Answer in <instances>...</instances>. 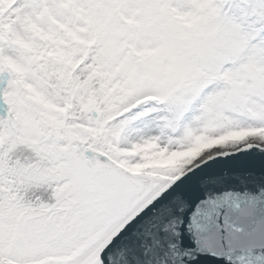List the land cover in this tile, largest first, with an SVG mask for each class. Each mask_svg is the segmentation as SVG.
Segmentation results:
<instances>
[{
  "label": "trees",
  "instance_id": "trees-1",
  "mask_svg": "<svg viewBox=\"0 0 264 264\" xmlns=\"http://www.w3.org/2000/svg\"><path fill=\"white\" fill-rule=\"evenodd\" d=\"M227 22L232 32L209 57L189 52L186 39ZM0 61L35 121L80 139L94 132L77 122L88 87L105 125L99 151L132 174L171 180L234 137L264 138V0H0ZM234 82L241 104L222 107ZM159 117L162 131L149 127ZM1 152L0 261L68 256L74 227L36 196L47 188L46 158Z\"/></svg>",
  "mask_w": 264,
  "mask_h": 264
},
{
  "label": "water",
  "instance_id": "water-1",
  "mask_svg": "<svg viewBox=\"0 0 264 264\" xmlns=\"http://www.w3.org/2000/svg\"><path fill=\"white\" fill-rule=\"evenodd\" d=\"M84 264H264V146L192 163Z\"/></svg>",
  "mask_w": 264,
  "mask_h": 264
},
{
  "label": "rangeland",
  "instance_id": "rangeland-1",
  "mask_svg": "<svg viewBox=\"0 0 264 264\" xmlns=\"http://www.w3.org/2000/svg\"><path fill=\"white\" fill-rule=\"evenodd\" d=\"M229 32H232V24L227 22L212 34L186 39L185 43L190 53L206 59L220 35ZM248 76L253 88L259 90L261 80L258 75L250 72ZM243 95V84L234 82L227 95L219 96L221 106H240ZM62 96L66 97L65 94ZM76 113L78 123L94 125V132H84L81 139L70 130L59 132L35 121L0 61V152L8 154L9 160L16 157L32 159L36 152L46 158L47 188L36 196L50 201L47 212L59 215L63 225L74 227L79 240L74 251L83 248L75 259L64 264L85 263L127 218L170 181L129 173L99 151L98 137L105 125L99 121L100 109L88 87L77 98ZM149 120L152 129L163 127L160 117ZM22 136L31 138L35 152ZM233 142L237 143H224L220 147L228 151L248 145L264 146L261 136L243 134L234 137ZM54 261L55 258H47L30 264H53ZM0 264L16 263L0 261Z\"/></svg>",
  "mask_w": 264,
  "mask_h": 264
},
{
  "label": "bare ground",
  "instance_id": "bare-ground-1",
  "mask_svg": "<svg viewBox=\"0 0 264 264\" xmlns=\"http://www.w3.org/2000/svg\"><path fill=\"white\" fill-rule=\"evenodd\" d=\"M223 152H225V151L220 146H217V147L212 148L210 150L204 151L202 153V155L198 159H196L193 163L194 164L200 163L203 160H206V159H208V158H210V157H212V156H214L216 154H220V153H223ZM71 260H73V259H71Z\"/></svg>",
  "mask_w": 264,
  "mask_h": 264
}]
</instances>
